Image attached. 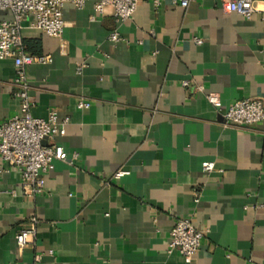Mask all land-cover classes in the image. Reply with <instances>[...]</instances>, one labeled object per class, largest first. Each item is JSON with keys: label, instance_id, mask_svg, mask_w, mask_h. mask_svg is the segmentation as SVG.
Returning a JSON list of instances; mask_svg holds the SVG:
<instances>
[{"label": "crops", "instance_id": "1", "mask_svg": "<svg viewBox=\"0 0 264 264\" xmlns=\"http://www.w3.org/2000/svg\"><path fill=\"white\" fill-rule=\"evenodd\" d=\"M96 3H67L60 38L32 16L23 24L25 53L51 58L26 68L32 116L68 118L54 142L77 158L54 161L36 196L0 163V264H264V124L222 118L236 100L264 99V0L249 19L230 0H138L122 22ZM14 76L0 60V123L18 112ZM33 217L36 246L19 249L15 235ZM180 219L207 231L191 262L168 251Z\"/></svg>", "mask_w": 264, "mask_h": 264}, {"label": "built area", "instance_id": "2", "mask_svg": "<svg viewBox=\"0 0 264 264\" xmlns=\"http://www.w3.org/2000/svg\"><path fill=\"white\" fill-rule=\"evenodd\" d=\"M87 0H0V11L9 12L10 20L0 21V60L10 59L14 65L15 76L12 80L17 89L14 97L18 100V112L0 123V163L7 169L17 172L21 188L26 196L40 195L44 191L43 177L53 168L54 161L73 164L77 156L68 157L64 149L54 141L58 136H64L68 118L58 119L57 112L50 110L46 119L32 116V102L29 95V81L26 73L31 64H46L50 57L31 56L24 51L22 29L28 16L33 17L32 27L50 38H60L64 28L62 18L63 7L70 3L77 9H82ZM158 8L162 0H151ZM172 5L186 8L188 0H171ZM255 0H230L229 10L246 19L257 12L253 7ZM138 5V0H97L95 10L102 15L110 8L116 22L131 18ZM94 20V17L90 18ZM109 41L117 43L121 38L116 32L109 34ZM196 45L202 40L194 38ZM81 72V68L77 69ZM188 82H182L186 87ZM201 90V88H199ZM207 102L216 110L221 109V101L217 94H207ZM90 107L87 102L79 101L77 108L85 110ZM222 118L225 125L238 128H248L264 124V99L246 98L232 102L224 110ZM214 171L212 163L203 165V172ZM126 172L119 171L114 175L118 179ZM36 218L29 219L27 225L15 235L19 249L26 246H36ZM207 231L197 230L189 219L177 220L169 233L168 251L177 250L181 256L191 262L201 248V242ZM48 254H52L51 251ZM37 256L35 260H38Z\"/></svg>", "mask_w": 264, "mask_h": 264}]
</instances>
